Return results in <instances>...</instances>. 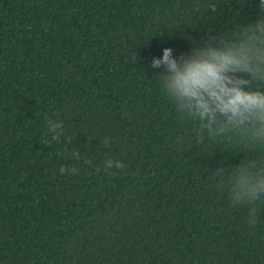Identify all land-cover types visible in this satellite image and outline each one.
<instances>
[{
    "label": "trees",
    "instance_id": "1",
    "mask_svg": "<svg viewBox=\"0 0 264 264\" xmlns=\"http://www.w3.org/2000/svg\"><path fill=\"white\" fill-rule=\"evenodd\" d=\"M258 5L0 0V264H264V200L250 228L209 178L244 149L198 144L152 67L165 48L179 57L259 18ZM48 120L71 142L53 141ZM108 159L126 167L108 175Z\"/></svg>",
    "mask_w": 264,
    "mask_h": 264
},
{
    "label": "clouds",
    "instance_id": "2",
    "mask_svg": "<svg viewBox=\"0 0 264 264\" xmlns=\"http://www.w3.org/2000/svg\"><path fill=\"white\" fill-rule=\"evenodd\" d=\"M207 7L217 11L214 3ZM258 10L259 18L213 35L187 54L175 57L172 48H165L163 57L152 61L153 68L163 69L157 74L158 85L181 124H195L198 144L206 149H244L239 164L214 168L209 178L233 207L248 208L250 228L259 223L257 204L264 200V0H259ZM47 132L53 141L71 142L64 135L62 120H48ZM109 143L110 138H105L104 144ZM250 151L259 157L249 158ZM71 156L79 160L80 152L73 151ZM125 167L119 160L104 162V171L111 176L118 174L113 169ZM77 171L60 167L62 175Z\"/></svg>",
    "mask_w": 264,
    "mask_h": 264
}]
</instances>
